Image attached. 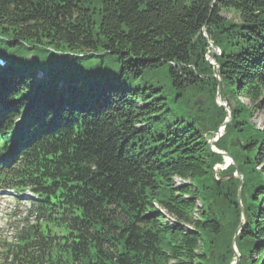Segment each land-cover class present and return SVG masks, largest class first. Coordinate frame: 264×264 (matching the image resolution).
<instances>
[{"label": "trees", "instance_id": "1", "mask_svg": "<svg viewBox=\"0 0 264 264\" xmlns=\"http://www.w3.org/2000/svg\"><path fill=\"white\" fill-rule=\"evenodd\" d=\"M210 42L232 111L215 146L243 177L237 264H264V128L250 119L264 110V0H0V183L40 198L6 224L0 264L234 261L239 179L233 164L212 177L222 157L207 145L227 117ZM157 69L172 97L131 86Z\"/></svg>", "mask_w": 264, "mask_h": 264}, {"label": "rangeland", "instance_id": "2", "mask_svg": "<svg viewBox=\"0 0 264 264\" xmlns=\"http://www.w3.org/2000/svg\"><path fill=\"white\" fill-rule=\"evenodd\" d=\"M221 14L222 16L228 18V19H233L235 21L238 20L237 18V15L236 13H234L233 11L231 10H224L222 9L221 10ZM210 49L214 52L215 49L213 48V46H210ZM99 58H95V60H98ZM87 62H91L92 63V59H88ZM104 66H107L109 67L110 69L112 70H116V74H118V69H117V66L118 64L108 60L106 62V64ZM154 72H157V75H154L153 74V71L151 70H145L141 75L135 77V78H132L131 77V86L133 88H145V92L148 93V94H151V95H160V94H164L166 97H172L173 96V92L172 90L170 89L169 87V82H168V78L166 76V74L161 70V69H157V70H154ZM39 77V76H37ZM161 88L162 89V93H161ZM155 89H158L157 91L155 92H152L153 90ZM243 102L245 103H248L247 100L245 98L241 99ZM173 110H174V115L176 117H180V118H187V115L185 113L186 111V108H185V105H181V106H174L173 107ZM176 117H172V118H176ZM251 119V122L258 128H264V110H255L253 112V115L252 117L250 118ZM231 138V133L226 135L223 140H222V144L224 146L228 145L229 143V140ZM175 184L176 185H179L181 184L180 181H175ZM10 198V197H9ZM12 200V198H10ZM3 201H6V200H3ZM9 202H11L10 200L8 202H2L0 203V233L2 234V231H1V228L3 230V234H5L7 231L3 228V222H4V219L7 218L9 219V214H12V213H8L6 212L5 210V207H6V204H9ZM20 205H25V202H22L20 203ZM19 211V210H18ZM12 220V218H11Z\"/></svg>", "mask_w": 264, "mask_h": 264}, {"label": "water", "instance_id": "3", "mask_svg": "<svg viewBox=\"0 0 264 264\" xmlns=\"http://www.w3.org/2000/svg\"><path fill=\"white\" fill-rule=\"evenodd\" d=\"M213 48H214V49H217L216 46H213ZM213 56H214V55H212L211 58H213ZM214 77L217 79L216 98H218L219 95H220V92H221V83H220L219 77H218L217 75H214ZM194 102H195V103H200V104L202 103V101L199 100V99L195 100ZM218 105L223 106V107H224L225 109H227L228 112L231 114V111H230V109L228 108V106L226 105V103H222V104H218ZM223 124H226V122L223 123ZM214 142H215V140H209V141H208V145H209V146H212ZM234 144H236V143H234ZM223 155H224V156H227V157L229 156L227 153H224ZM235 169H236L235 171H236V173H237V175H238V177H239V179H240V183H239L238 191H237V197H238V200H239V195H240V190H241V187H242L243 179H242L240 173L238 172V170H237V166H236V165H235ZM232 175H234V174H232ZM240 210H241V213H242V218H243V220H244L245 217H244L243 207L241 206V204H240ZM240 228H241V226H239V227L234 231V234H233V236H232V241H231V242H232V248H233L234 253H235V262H234L233 264H237L238 261H239V254H238L237 251L235 250V247H234V241H235V238H236V236H237V234H238Z\"/></svg>", "mask_w": 264, "mask_h": 264}, {"label": "bare ground", "instance_id": "4", "mask_svg": "<svg viewBox=\"0 0 264 264\" xmlns=\"http://www.w3.org/2000/svg\"><path fill=\"white\" fill-rule=\"evenodd\" d=\"M212 46V45H211ZM218 49H215V51H214V53H218ZM206 59L208 60V62L209 63H211V61H210V59L208 58V57H206ZM218 69V68H217ZM226 103V105L228 106V108L230 109V106L228 105V103L227 102H225ZM227 111V110H226Z\"/></svg>", "mask_w": 264, "mask_h": 264}]
</instances>
